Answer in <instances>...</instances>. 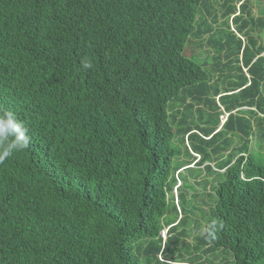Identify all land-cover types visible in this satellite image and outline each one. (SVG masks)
Returning <instances> with one entry per match:
<instances>
[{
    "label": "trees",
    "instance_id": "16d2710c",
    "mask_svg": "<svg viewBox=\"0 0 264 264\" xmlns=\"http://www.w3.org/2000/svg\"><path fill=\"white\" fill-rule=\"evenodd\" d=\"M0 264H264V8L0 0Z\"/></svg>",
    "mask_w": 264,
    "mask_h": 264
},
{
    "label": "clouds",
    "instance_id": "9594fccd",
    "mask_svg": "<svg viewBox=\"0 0 264 264\" xmlns=\"http://www.w3.org/2000/svg\"><path fill=\"white\" fill-rule=\"evenodd\" d=\"M93 65H92V63H91V61L90 60H88V59H84L83 61H82V68L83 69H89V68H91ZM9 115V119L7 120V123H8V125L9 126H11V127H15V125H14V122L12 121V119H11V114L9 113L8 114ZM22 139H23V143H21V144H19V145H17V148L19 149V148H24V147H26L27 146V138L26 137H22Z\"/></svg>",
    "mask_w": 264,
    "mask_h": 264
},
{
    "label": "rangeland",
    "instance_id": "374dc122",
    "mask_svg": "<svg viewBox=\"0 0 264 264\" xmlns=\"http://www.w3.org/2000/svg\"><path fill=\"white\" fill-rule=\"evenodd\" d=\"M252 1V10H253V13L255 14H258V11L260 10V8H264V3L262 4L261 7H258L259 5H261V3L259 4V2L257 0H251ZM199 58L201 60L205 59L206 58V54L204 52L200 53L199 54ZM226 119V116L222 117V122ZM198 159V158H197ZM177 186H179V183H177ZM199 191H201V188H198ZM178 193L177 190H174V195L176 196ZM164 241V240H163ZM189 242H191V239H189Z\"/></svg>",
    "mask_w": 264,
    "mask_h": 264
},
{
    "label": "built area",
    "instance_id": "2783aa9c",
    "mask_svg": "<svg viewBox=\"0 0 264 264\" xmlns=\"http://www.w3.org/2000/svg\"><path fill=\"white\" fill-rule=\"evenodd\" d=\"M166 235H167V230L162 231L160 235L161 239L165 241Z\"/></svg>",
    "mask_w": 264,
    "mask_h": 264
}]
</instances>
